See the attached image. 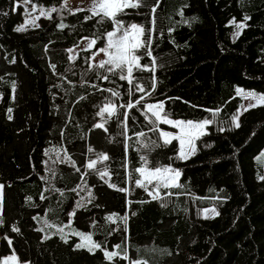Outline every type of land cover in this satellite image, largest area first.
<instances>
[{
    "label": "trees",
    "instance_id": "trees-1",
    "mask_svg": "<svg viewBox=\"0 0 264 264\" xmlns=\"http://www.w3.org/2000/svg\"><path fill=\"white\" fill-rule=\"evenodd\" d=\"M20 1L0 0V255L13 247L24 264H264V104L244 111L239 127L233 119L238 89L264 95V0L125 9L116 20L140 23L151 42L150 56L136 52L131 84L120 69L91 65L92 49L69 56L84 37L103 45L111 19L31 0L56 11L18 32L28 14ZM106 103L115 111L100 115ZM154 103L170 117L211 121L187 159L178 141L164 143L160 127L170 126L149 113ZM100 155L107 180L87 166ZM145 165L178 168L181 187L161 186L153 199L155 182L136 183ZM209 206L218 215L203 217ZM79 230L101 247L77 248Z\"/></svg>",
    "mask_w": 264,
    "mask_h": 264
},
{
    "label": "snow or ice",
    "instance_id": "snow-or-ice-1",
    "mask_svg": "<svg viewBox=\"0 0 264 264\" xmlns=\"http://www.w3.org/2000/svg\"><path fill=\"white\" fill-rule=\"evenodd\" d=\"M31 0H24L25 4L30 3ZM142 0H99V3L97 5V8L99 11L93 10V15H100L103 14L104 17H107L111 19L114 24L116 25V29L113 32H109L107 34L108 36V47L107 48H101L99 51L106 52L108 55V59L105 61H101L99 63L100 68H105V65H111V68H108V71H113L114 69H120L121 75L120 79L127 80L130 84L132 83V74H133V67L140 68V57L136 55L137 50L140 48L147 47L149 50L147 54L150 56V40L145 41L142 39V37L145 34V28L142 25L138 24H131L129 28L124 29L123 28V22L116 20V16L119 13H122L125 9L128 8H139L141 7ZM158 6V5H157ZM82 11L83 9H78ZM52 11H56L55 8L52 9ZM152 12H155V7L152 8ZM5 15L7 13H4ZM42 15H50L46 13H41ZM91 19L92 17H88ZM29 23H35L34 20L29 21ZM154 23V20H153ZM61 27H64V25H61ZM18 32H22L26 30L25 25H21L15 29ZM123 30V34L119 37V39H114V37L117 35L118 32H121ZM151 30H149L150 32ZM96 44L95 40H92L90 42L89 47ZM109 49H114V51H109ZM71 51V50H70ZM126 72V75L123 74ZM103 79L107 80L108 77L104 76ZM15 86L13 85V88ZM137 89L139 91H144L142 85H137ZM238 93H242V90L238 89ZM113 95H119V93L113 92ZM247 97H250L252 99L257 100V104H252L249 107H256L258 104H264V96L256 97L254 93H248ZM139 103V101H137ZM133 105H129V107H132ZM158 108L160 111L163 110V105H148L149 111H152L153 108ZM247 110V109H245ZM11 109H8V112L11 113ZM115 111V107L112 105H106L101 112L100 115H103L105 112L112 114ZM153 115L156 116V119L159 121L161 120L160 112L159 111H153ZM11 119V115L8 117ZM234 120L238 121V116L233 118ZM163 123L170 124L173 127L179 129V132L177 134H171L168 132H164L161 135L164 137V143L168 144L171 143L173 140L179 141L180 144V158L181 159H187L191 154H194L195 147L193 145V140L197 138L199 135L203 134V129L206 125L210 124V120H204L202 122H193L191 120L189 121H182V120H171L168 119L167 116H165L162 120ZM96 127L103 128V124H97ZM236 127H239V123H236ZM106 130V129H105ZM140 135H144L141 133ZM185 146H187V151L185 149ZM102 159L107 160L108 157L104 155ZM141 159H145V157H141ZM95 161H91L88 163L89 168L95 167ZM138 171L141 172L142 175H145L146 179L150 183L152 180H156L158 183L156 184V188L159 189L161 186L164 188H170V187H181V185L178 183L179 177L181 175V172L179 170H175L171 167H157L154 170H145L143 168L138 169ZM101 178H103L105 175H107V172H101L100 173ZM261 179H264V177H261ZM136 183L142 187L145 185L140 181L137 180ZM112 187H115L114 185H110ZM3 185L0 184V224L3 223L2 220V189ZM120 191H126V189H118ZM170 194V193H169ZM150 195H153L150 193ZM159 192L157 191L153 195V199H159ZM218 215V213H217ZM127 222V217H121ZM108 220H113V216H109ZM13 231H19L18 228H13ZM76 235L80 236L83 243L77 244V248H87L88 251H93L94 249H99L101 246L99 244H95L92 241L91 235H86L84 233H75ZM67 242V241H66ZM9 244H11V241H9ZM117 248L120 246L117 245ZM105 256L108 258V260H113L114 257L119 256L118 252H105ZM127 258V257H125ZM11 259H15V257H11ZM5 264H8L7 260H5ZM135 264H140L139 261L135 262Z\"/></svg>",
    "mask_w": 264,
    "mask_h": 264
},
{
    "label": "rangeland",
    "instance_id": "rangeland-1",
    "mask_svg": "<svg viewBox=\"0 0 264 264\" xmlns=\"http://www.w3.org/2000/svg\"><path fill=\"white\" fill-rule=\"evenodd\" d=\"M20 3H23V4L25 5V7H26V11L28 12L27 16L25 17V20L20 24V26H21V25H25V26H26V29H28L29 27H32V26H34V25L39 24V23H40V18H41V17H51L52 14H53L52 9H53L54 7H49V6L39 7V6H36L35 4H34V5H32V4H30V3L25 4V3H24V0L20 1ZM98 3H99V0H66V5H68L72 10H78V9H82V8H89V9H92V10L99 11V9L97 8ZM42 12H43V13H46V14H50V15H42V14H41ZM32 20H34L35 23H29V21H32ZM133 23H134V24L141 25V24L138 23V22H130V23H124V22H123V28H124V29H127V28H129V26H130L131 24H133ZM243 26H244V22H242V23H241V22H238V23H237V28H236L235 31L233 32V38H236V37L240 34V32H241ZM115 29H116V26H115L111 31H109V32H113V31H115ZM122 34H123V30H121V32H118L117 35L114 37V39H119V37H120ZM142 39H143V37H142ZM92 40H95V41H96V44L93 45V46H91V47H89L90 42H91ZM107 47H108V36H107V38H106V42H105L103 45H101V46H97V40H96L95 38H93V37H84V38H82V39L80 40V42H79L78 44L69 47V48H68V51H69V56H70V58H71L72 60H74V59L77 57V55H78V53H79L80 50H83V49H92V54H91V57H90V64L92 65V64H99L101 61H105V60L108 59V55H107L106 52L99 51L101 48H107ZM70 50H71V51H70ZM109 51H114V49H109ZM136 55H138V54L136 53ZM240 90H242V93H241V94H242V96H243V102H242L241 105L239 106L238 111H237V113H236L235 116H234V117L238 116V121H237V120H234L236 123H239L240 116L242 115V113H243L244 111H246L245 109H249V108H251V107H249V106L252 105V104H257V100L252 99V98H250V97H247V94H248V93H254L256 97L264 96V95H262V94H258V93H256V92H254V91H252V90H250V89L241 88ZM106 105H112V106L115 107V105L112 104V103H106V104L104 105V107H105ZM149 105L156 106V105H160V104H158V103H154V104H149ZM258 105H259V104H258ZM104 107H103V108H104ZM147 110L149 111L148 106H147ZM153 111H159V112H160L161 120L158 121L159 123H160V122L163 123L162 120H163V118H164L165 116H167L168 119H171V120H174V121H175V120L189 121V120H187V119H183V118H174V117H170V116L166 115V114L164 113V107H163V110H162V111H160V109L154 107L152 111H149V113H151V114L153 115ZM155 117H156V116H155ZM204 120H209V119H203V120H191V121H193V122L195 123V122H202V121H204ZM164 124H166V123H164ZM166 125L170 126V128L168 129L167 127H160V129H161V134L164 133V132H168V133H171V134H177V133L179 132V129L173 127L172 125H170V124H166ZM206 130H207V125H206L205 128L203 129V133L206 132ZM201 135H202V134H201ZM201 135H199V136H201ZM199 136H198V137H199ZM198 137H197V138H198ZM162 138H163V140H164V137H163V136H162ZM197 138H195V139L193 140V145H194V147H195V142H196V139H197ZM178 142H179V141H178ZM185 149H186V151L188 150V149H187V146H185ZM179 153H180V144H179ZM191 155H192V154H191ZM103 156H104V155H100V156H98V157H94V158H92L91 160H89V162H91V161H95V162H96V163H95V167H100V173H101V172H105V171L107 172V170H106L105 167L103 166V165H104V161H105L104 159H102ZM89 162H88V163H89ZM158 167H161V168H163V167H171V168H173V169H175V170H179L178 168H176V167H174V166H171V165H163V166H158ZM141 168H143V169H145V170L147 171V170H154V169L157 168V167H149V166L145 165V166H142ZM141 168H140V169H141ZM179 171H180V170H179ZM180 172H181V171H180ZM140 173H141V172H140ZM107 176H108V172H107V175H105L103 178H105V179L107 180ZM140 181H141L142 183L146 184V185L155 182V184L153 185V187L150 188V192H151L153 195H154L157 191H158L159 193L161 192V188H159V189L156 188V184L158 183L156 180H152V181L149 183L148 180L146 179L145 175H142V174H141V180H140ZM179 181H180V177H179L178 183H179ZM217 213H218V209H217L215 206H209V207H205V208L203 209V211H202V216L205 217V218H211V217L217 215ZM78 232H79V233H84V234H86V235H90V233H89L88 231L79 230ZM78 232H77V233H78ZM79 237H80V236H79ZM80 238H81V237H80ZM92 241L94 242L93 238H92ZM83 242H84V241H82V239H81V243H83ZM11 257H14V256H10V257H8V259L6 258V260L9 261L11 264H24V263L20 262V260L11 259ZM2 264H3V262H2Z\"/></svg>",
    "mask_w": 264,
    "mask_h": 264
},
{
    "label": "crops",
    "instance_id": "crops-1",
    "mask_svg": "<svg viewBox=\"0 0 264 264\" xmlns=\"http://www.w3.org/2000/svg\"><path fill=\"white\" fill-rule=\"evenodd\" d=\"M2 200H3V189H2ZM10 256H14L15 260H19L14 248L12 247V252L10 254H8V255H0V264H2V262H3V264H5L6 258L8 259V257H10ZM7 262H8V264H11L9 261H7Z\"/></svg>",
    "mask_w": 264,
    "mask_h": 264
}]
</instances>
